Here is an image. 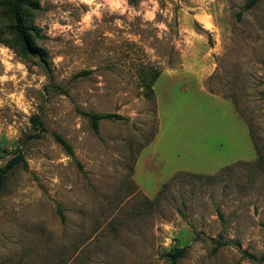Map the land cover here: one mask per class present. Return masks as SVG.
I'll return each mask as SVG.
<instances>
[{
	"label": "rangeland",
	"instance_id": "obj_1",
	"mask_svg": "<svg viewBox=\"0 0 264 264\" xmlns=\"http://www.w3.org/2000/svg\"><path fill=\"white\" fill-rule=\"evenodd\" d=\"M7 1L0 264H264V0Z\"/></svg>",
	"mask_w": 264,
	"mask_h": 264
},
{
	"label": "trees",
	"instance_id": "obj_2",
	"mask_svg": "<svg viewBox=\"0 0 264 264\" xmlns=\"http://www.w3.org/2000/svg\"><path fill=\"white\" fill-rule=\"evenodd\" d=\"M133 1V0H129ZM258 0H249L248 4L246 5V9H250L254 6V4ZM9 6V15L11 18V25H10V33L14 35L17 42L21 45L23 49V53L25 55H31L38 57L42 60L45 59L46 53L44 51L37 50L36 47L33 46L31 38L29 36H39V29L34 27L32 24H28L25 21V14L22 12L21 2L20 0H8ZM2 42V34L0 32V43ZM87 72H81L76 74L74 77H82L87 75ZM160 73L158 71L153 72L150 74V81L146 84V88L148 89L149 94H152L151 86L159 77ZM88 116L91 124V128L94 133H98L99 130V123L102 120H124V118L117 114H93L87 113L85 114ZM31 122L34 126L41 127L42 123L38 117H33ZM55 141L63 147V149L67 152L68 155L73 156V151L70 145L58 134H54ZM18 167H26V162L24 161L22 154L19 153L15 157L11 158L7 161V163L0 168V193L5 188V183L7 177L10 173H12ZM185 255V248L176 249L174 251H170L167 253V258L172 264H176L181 258ZM249 258L254 259L252 255H249Z\"/></svg>",
	"mask_w": 264,
	"mask_h": 264
}]
</instances>
